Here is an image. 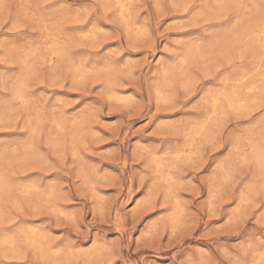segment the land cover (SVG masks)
<instances>
[{"label":"rangeland","instance_id":"rangeland-1","mask_svg":"<svg viewBox=\"0 0 264 264\" xmlns=\"http://www.w3.org/2000/svg\"><path fill=\"white\" fill-rule=\"evenodd\" d=\"M0 264H264V0H0Z\"/></svg>","mask_w":264,"mask_h":264}]
</instances>
